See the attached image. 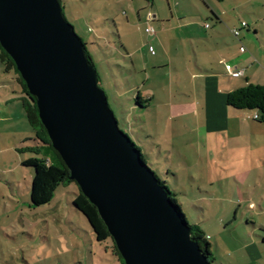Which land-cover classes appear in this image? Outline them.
<instances>
[{"label": "rangeland", "instance_id": "1", "mask_svg": "<svg viewBox=\"0 0 264 264\" xmlns=\"http://www.w3.org/2000/svg\"><path fill=\"white\" fill-rule=\"evenodd\" d=\"M61 1L66 20L93 57L100 77L98 85L106 95L119 129L147 156L148 168L178 193V205L186 221L203 229L217 263L264 264V211L258 205L256 208L250 206L262 191L235 181L234 173L228 167H215L210 153L211 142L201 133L204 145H198L200 133L194 131L195 127L183 124V120L177 124L168 120L167 104L173 76L165 63L158 60L160 56L167 61L168 55L163 53L162 46L141 37L145 35V13L141 10L145 0ZM207 1L209 7L228 13L235 29L243 22L250 28L249 33L243 28L239 39L244 52L251 54L255 70L263 75L264 0ZM186 2L162 0L158 3L168 15V9L173 12ZM129 3L133 11L126 7ZM93 16L108 21L104 26L93 24L90 33L88 28ZM115 16L116 25L111 23ZM126 18L133 24L128 34L122 25ZM150 26L157 34L155 24ZM231 28L223 35L227 41L235 39L231 33L234 28ZM126 35L134 39V43L130 40L132 48L137 50L139 45L144 46L138 59L141 66L148 64V75H144L142 69L134 72L131 59L122 57L125 53L118 37ZM166 46L168 50L171 47L168 43ZM234 52H238V46ZM155 59L161 68L151 72ZM0 69L3 71L1 64ZM155 74L159 76L153 77ZM11 76L15 81L16 76L13 73ZM13 87L18 98V138L34 139L21 104L23 94L17 86ZM138 92L144 100L153 97L148 108L136 107L134 100ZM173 92L176 96L186 94L175 87ZM6 138L0 136V150L7 147L5 143H13L11 138ZM29 157L33 156H23L25 160ZM21 162V157L13 150L0 152V264H117L110 252L112 242L98 243L87 220L73 207L74 195L78 194L75 183L58 187L47 206L29 208V187Z\"/></svg>", "mask_w": 264, "mask_h": 264}, {"label": "water", "instance_id": "2", "mask_svg": "<svg viewBox=\"0 0 264 264\" xmlns=\"http://www.w3.org/2000/svg\"><path fill=\"white\" fill-rule=\"evenodd\" d=\"M0 47L124 264H212L119 129L62 1L0 0Z\"/></svg>", "mask_w": 264, "mask_h": 264}, {"label": "crops", "instance_id": "3", "mask_svg": "<svg viewBox=\"0 0 264 264\" xmlns=\"http://www.w3.org/2000/svg\"><path fill=\"white\" fill-rule=\"evenodd\" d=\"M159 1L162 0H145V6L141 8L145 13L143 23L145 35L141 37L159 44L160 47L162 46L163 53L168 55L166 62L165 58L160 56L158 58L160 63H165L173 76L170 81L167 104L168 120L176 124L183 120V124L195 127L194 131L200 133L196 141L200 146L204 145V140L201 138L204 134L211 142L210 153L215 167H228L234 173L235 181L241 184L248 183L254 190H261L259 198L256 201L252 200L250 206L256 208L258 205L264 211V125L255 122L250 112L233 110L228 108L225 102L228 92L243 87L247 83L264 85V74L259 75L255 70L251 54L241 51L243 47L239 37L243 28H239L237 38L233 36L235 39L231 38L227 41L223 35L227 33L229 27L234 28L232 17L226 12L221 13L209 7V1L187 0L186 5L173 12L168 9V15L159 5ZM127 6L129 11H133L131 3L126 4ZM137 17L139 18L140 14L137 13ZM116 18V16L112 18L111 23L114 25H116ZM106 21L108 19H103L101 16L91 17V27L88 31L93 32V24L104 26ZM152 23L157 28V34L149 36L145 33V29ZM122 25L128 34L133 24H129V19L126 18V23ZM245 30L247 33L251 32L249 27ZM252 33L256 34V31L253 30ZM118 39L125 53L122 57L131 59L133 71L142 69L144 75H148L146 73L149 69L148 64L142 63V67L138 59L144 46L139 45L137 50L132 48L134 39L130 35L118 37ZM123 40L126 42H122ZM166 43L171 46L169 50ZM236 46H238L237 53L234 52ZM130 49L134 51L129 52ZM149 51L153 53L151 46ZM159 65L155 59L150 67L151 72L161 68ZM237 71H242L243 74L240 77H232L231 73ZM158 76L159 74L153 75L155 78ZM239 80L244 82L241 83ZM13 86H16V83L11 73H4L0 69V136H7L6 139L11 138L13 141L12 144L5 143L7 147L0 152L13 150L17 156L21 157L20 166L25 170L24 180L28 183L30 202L33 173L31 169L24 167L23 163L32 157L25 160L23 156L27 154L21 155L16 151L23 142L30 139L18 138L16 103L18 98ZM173 87L184 90L186 94L180 93L176 96ZM137 94L140 95L143 106L148 108V103L153 100V97L144 100L140 92ZM214 264H218L216 259Z\"/></svg>", "mask_w": 264, "mask_h": 264}, {"label": "trees", "instance_id": "4", "mask_svg": "<svg viewBox=\"0 0 264 264\" xmlns=\"http://www.w3.org/2000/svg\"><path fill=\"white\" fill-rule=\"evenodd\" d=\"M86 55L92 65L95 67L93 58L87 49ZM0 63L3 66L4 73H13L16 76V86L23 94V96L21 95L22 108L24 110L26 120L35 136L34 139L23 142L16 149V151L21 155L27 154L33 156L32 159L25 161L23 166L31 169L33 173L30 187L29 208L38 209L50 204L58 187L67 186L69 184H73L74 182L70 180L68 169L51 146L47 133L39 120L35 100L28 94L27 88L19 73L17 72L13 61L2 50L1 47ZM97 75L99 83L100 77L98 72ZM141 100L142 99L140 95L137 94V97L134 100L136 107L141 109L147 108L143 106L144 103H142ZM225 102L226 106L233 110L252 112L253 120L264 125V85L247 83L243 87L228 92L226 94ZM123 133L125 134V132ZM125 135L130 140L142 164L148 168L147 156L139 149L138 146H136V144L127 134ZM148 169L154 174L153 176L156 179L158 185L165 192L168 200L171 202L181 220L189 230L191 240L198 245L201 253L205 257H208V262L214 264L215 258L211 253V244L208 242L199 225L194 223L190 224L186 221L180 206L178 205V193L167 187L166 182H163L150 168ZM74 196L75 197L72 201V205L75 210L82 214L87 220L93 231L95 240L100 244L106 243L108 240H110L112 242V248L110 250L111 255L119 264H124L112 238L110 237L103 221L97 212V209L88 201L85 196L82 195L79 188L78 194H75ZM262 245H264V238L262 239Z\"/></svg>", "mask_w": 264, "mask_h": 264}, {"label": "built area", "instance_id": "5", "mask_svg": "<svg viewBox=\"0 0 264 264\" xmlns=\"http://www.w3.org/2000/svg\"><path fill=\"white\" fill-rule=\"evenodd\" d=\"M240 26H241L242 28H246V24H245L244 22L241 23ZM239 32H240L239 29H234V30L231 31L232 35H233L234 37H236V38L239 36ZM145 33H146L147 35H149V36H154V35H156L155 30H154L151 26H148V27L145 29ZM241 51H244V49L241 48ZM242 74H243L242 71H237V72H233V73H231V76L234 77V78H236V77H240ZM254 117H255V116H254Z\"/></svg>", "mask_w": 264, "mask_h": 264}]
</instances>
